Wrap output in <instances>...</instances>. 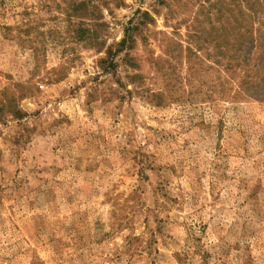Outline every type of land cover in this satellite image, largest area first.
I'll list each match as a JSON object with an SVG mask.
<instances>
[{"label": "rangeland", "instance_id": "374dc122", "mask_svg": "<svg viewBox=\"0 0 264 264\" xmlns=\"http://www.w3.org/2000/svg\"><path fill=\"white\" fill-rule=\"evenodd\" d=\"M72 1L0 0V264H264V0L243 73L214 48L243 0L103 9L106 47L152 19L136 91L125 53L113 77L75 42Z\"/></svg>", "mask_w": 264, "mask_h": 264}, {"label": "trees", "instance_id": "16d2710c", "mask_svg": "<svg viewBox=\"0 0 264 264\" xmlns=\"http://www.w3.org/2000/svg\"><path fill=\"white\" fill-rule=\"evenodd\" d=\"M258 0H243V2L236 6V17L233 15L231 20L235 22L237 27L236 38L234 40H230L227 36L221 38V40H215L214 48L218 51L217 56L222 58V61L228 65L230 68H239L243 73V66L248 63H258V60L253 58V56L246 57L247 48H253L254 45L258 42V40L254 41L252 39V24L250 20L252 19L250 12H262L258 10ZM121 0H73L66 12L64 11V19L67 22V30H71L73 34V38L76 43H81L84 46L89 47V49L94 50L96 54L103 53L104 56L100 58L97 62L98 67L104 73L110 74L113 77L117 74V69L119 65L117 63V57L121 53H125V67L131 70V73L127 75V84L133 86V90L136 91L139 85H142V81L145 78L141 73L140 66L136 64L135 59L129 56V51H131L136 35H141L144 29L148 28L147 23L152 22L150 15L146 12L137 11L134 13L133 17L128 21L127 26L123 30V37L117 44H114L111 47L105 46L104 41V29L106 28V24L103 22V9H109L110 6L114 5V8H119L122 6ZM242 5V6H241ZM224 18H226L224 16ZM229 19L226 18V22ZM24 22L21 21L20 25ZM227 24H229L227 22ZM18 26V25H16ZM224 31V35L227 34V31L233 29H226L224 25L221 26ZM244 28L245 32L240 29ZM239 29V30H238ZM244 34H242V33ZM249 36L245 38V35ZM261 37V34H260ZM261 39V38H260ZM250 43V44H249ZM255 48L260 50L261 43L259 45H255ZM187 52L191 51L189 48L186 49ZM257 59L260 60L261 57L264 56V49H262V53L258 51ZM216 56V57H217ZM227 61V62H226ZM243 78L241 84L238 88L240 93L245 91V80L247 75L243 74ZM264 62L260 66V70L256 73L257 82H264ZM119 82V80H117ZM247 84V83H246ZM264 85V83H262ZM16 88L22 89V85H15ZM262 88V87H259ZM128 95H132L131 91H125ZM148 93L147 90L142 91V93ZM24 96L28 94H23ZM23 98V96H20ZM143 97V96H142ZM145 98L147 96H144ZM148 101L153 104V106H161V95L156 93H150L148 96ZM15 102L13 103L14 106ZM1 109V108H0ZM16 115V116H15ZM13 116H21V112L19 110H15L13 112Z\"/></svg>", "mask_w": 264, "mask_h": 264}]
</instances>
